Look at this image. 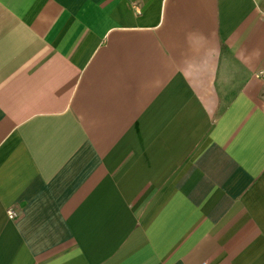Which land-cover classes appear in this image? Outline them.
Instances as JSON below:
<instances>
[{
  "label": "crops",
  "instance_id": "obj_1",
  "mask_svg": "<svg viewBox=\"0 0 264 264\" xmlns=\"http://www.w3.org/2000/svg\"><path fill=\"white\" fill-rule=\"evenodd\" d=\"M203 263L264 264V0H0V264Z\"/></svg>",
  "mask_w": 264,
  "mask_h": 264
},
{
  "label": "built area",
  "instance_id": "obj_2",
  "mask_svg": "<svg viewBox=\"0 0 264 264\" xmlns=\"http://www.w3.org/2000/svg\"><path fill=\"white\" fill-rule=\"evenodd\" d=\"M8 212H9V216H10L11 218H13V217L16 216V212H15V211L9 210ZM203 264H207V263H203Z\"/></svg>",
  "mask_w": 264,
  "mask_h": 264
}]
</instances>
